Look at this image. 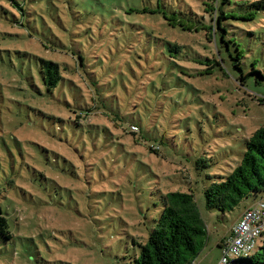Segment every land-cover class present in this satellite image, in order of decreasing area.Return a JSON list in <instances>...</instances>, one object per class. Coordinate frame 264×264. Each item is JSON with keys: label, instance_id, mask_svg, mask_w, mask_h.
I'll list each match as a JSON object with an SVG mask.
<instances>
[{"label": "rangeland", "instance_id": "374dc122", "mask_svg": "<svg viewBox=\"0 0 264 264\" xmlns=\"http://www.w3.org/2000/svg\"><path fill=\"white\" fill-rule=\"evenodd\" d=\"M214 2L0 0V207L13 234L0 235V264H130L161 194L190 189L209 228L205 263L218 264L217 239L252 200L223 214L204 188L264 123V9L224 19L242 81L210 35ZM163 11L201 23L171 25ZM41 58L61 67L51 89Z\"/></svg>", "mask_w": 264, "mask_h": 264}, {"label": "trees", "instance_id": "16d2710c", "mask_svg": "<svg viewBox=\"0 0 264 264\" xmlns=\"http://www.w3.org/2000/svg\"><path fill=\"white\" fill-rule=\"evenodd\" d=\"M232 0H215L212 13L215 14L213 25H209L210 35L221 46L227 48V56L231 57L235 68L241 72V80L249 74H244L241 59L243 50L237 44L235 51L230 49L232 37H229L227 18L254 19L259 10L264 9V0H257L250 4L245 11L225 9ZM164 13L171 25L183 27L187 23H201L198 19L186 16L180 11L172 14ZM220 51V50H218ZM214 65L221 66V60L207 57ZM41 77L48 89L57 86L62 79L60 64L50 59L41 58ZM256 72V71H255ZM133 126V125H132ZM136 126V125H135ZM134 127V126H133ZM135 134V132H134ZM152 152H158V147L150 145ZM210 177V176H209ZM264 196V123L246 139L242 157L235 161V165L225 175H216L211 184L204 188L205 207L208 210H218L225 214L233 211L244 200L250 198V207ZM160 213L154 218L145 241L134 242L139 247L131 256L130 264H193L207 245L209 228L197 204L193 191L170 190L161 194ZM241 213V214H242ZM232 226L229 230L231 233ZM0 235L11 239L13 234L9 227L8 218L0 207ZM221 250L224 245L219 244ZM234 262L250 264H264V246H260L253 255L240 256Z\"/></svg>", "mask_w": 264, "mask_h": 264}, {"label": "built area", "instance_id": "2783aa9c", "mask_svg": "<svg viewBox=\"0 0 264 264\" xmlns=\"http://www.w3.org/2000/svg\"><path fill=\"white\" fill-rule=\"evenodd\" d=\"M230 236L223 240V256L218 264H231L230 253L240 257L241 250H257L264 239V198L246 208L232 225ZM249 256V255H247Z\"/></svg>", "mask_w": 264, "mask_h": 264}, {"label": "crops", "instance_id": "0c3cea01", "mask_svg": "<svg viewBox=\"0 0 264 264\" xmlns=\"http://www.w3.org/2000/svg\"><path fill=\"white\" fill-rule=\"evenodd\" d=\"M263 198H264V196H263ZM227 233H224L223 235H221L218 239H217V241H216V245L219 247V244H222L223 243V240H224V236L226 235ZM220 249H221V247H219ZM204 252V250L201 252V254L197 257V259L195 260V262L193 263V264H206L205 263V255L206 254H204L203 253ZM220 260V259H219ZM217 263H219V261L217 262Z\"/></svg>", "mask_w": 264, "mask_h": 264}, {"label": "water", "instance_id": "95a60500", "mask_svg": "<svg viewBox=\"0 0 264 264\" xmlns=\"http://www.w3.org/2000/svg\"><path fill=\"white\" fill-rule=\"evenodd\" d=\"M231 264H250V263H246V262L239 263V262H234V260H233Z\"/></svg>", "mask_w": 264, "mask_h": 264}]
</instances>
